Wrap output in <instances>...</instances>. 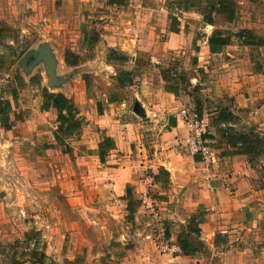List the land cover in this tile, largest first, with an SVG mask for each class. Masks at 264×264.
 <instances>
[{"label": "rangeland", "instance_id": "rangeland-1", "mask_svg": "<svg viewBox=\"0 0 264 264\" xmlns=\"http://www.w3.org/2000/svg\"><path fill=\"white\" fill-rule=\"evenodd\" d=\"M106 1L0 0V95L9 101L11 109L7 116L0 115V264H38L42 252L43 264H117L133 245L132 240H139L140 234L146 233L139 230L141 224L151 221V238L163 241L164 245L171 241L164 237V226L171 229L170 233L180 230L181 224L176 227L159 213L152 215L159 209L152 196L159 195L163 188L149 182L129 183L135 202L128 220L126 190L119 193L110 184L114 177L123 179L124 174L118 172L114 155H107L101 162L95 150L106 131L117 139L119 152L124 153V144L132 140V148L139 144L143 154L130 156L133 161L141 159L133 176L143 181L152 178L151 161L140 165L153 157L160 137L152 133L149 116L144 114L152 104H141L135 95L137 85L140 78L148 77L156 92L159 84L165 85L159 77L160 68L185 70L190 83L187 78L182 81L176 95L184 98L180 109H194V104L187 100L188 96L191 99V85L198 84L191 77L196 65H192L196 58L194 44L162 47L167 32L156 23L157 13L152 9H159V0H121L125 4L136 3L131 10L124 4L108 7ZM165 1L172 5L171 0ZM252 3L246 6L236 0L237 9H250L256 14L253 18L264 20V0ZM114 6L121 11L112 9ZM142 6L146 7V14L136 10H142ZM112 13L118 14L124 37L131 38L128 42L134 44L142 36L155 52L152 55L138 51L135 56L143 66L130 84L121 86L116 80L117 69L131 67L127 63L113 66L106 61L109 46L104 33L111 30L105 15ZM238 20L235 18V22ZM173 22L167 23V28L180 24V20ZM93 36L98 38L91 43ZM42 42L48 43L56 58L55 71L60 81L54 86L47 84L42 60L28 72L19 64L27 50ZM66 49L81 56L77 65L64 62ZM38 81L51 90L66 92L73 101V96L82 99V107L76 104L83 117L82 127L67 139L71 152H65L54 140L56 111L41 109ZM112 91L117 92L120 100L108 104L106 98ZM96 101L101 103V115ZM209 103L205 98L203 107ZM9 123V128L4 127ZM186 137V148L191 153Z\"/></svg>", "mask_w": 264, "mask_h": 264}, {"label": "crops", "instance_id": "crops-1", "mask_svg": "<svg viewBox=\"0 0 264 264\" xmlns=\"http://www.w3.org/2000/svg\"><path fill=\"white\" fill-rule=\"evenodd\" d=\"M211 1L213 0H184L181 7H176L174 3L170 6L169 2L159 0V9H152L153 13L156 11L158 14L155 15L156 23L167 32V38L161 42L163 48L173 49L176 46L194 44L193 53L197 60L195 68L202 70L194 77L202 86L204 98L211 102L203 107L202 116L209 124L210 147L215 159L210 162L203 160L199 154L188 152L185 144L188 127L179 114L184 98L165 90L163 84L161 87L159 84L154 92L155 85L149 78L139 77V89L135 95L141 104H152L149 109L144 110V114L149 116L152 133L160 137L153 157L143 160L140 167L151 161L149 166L152 172L163 167L168 171V177L161 182H154L151 177L147 181H143V178L136 179L133 176L134 167L141 159L133 161L131 157L142 156L139 152L142 148L137 144L133 149L130 140L128 143L124 142L125 152H119V143L114 137L115 147L108 155L115 156L113 160L124 178L114 177L110 184L117 187L115 189L119 193L124 191L127 184L134 182H149L163 188L164 191L158 192L159 195L152 196L159 209L154 210V214H148L159 213L160 217L174 223L176 227L181 224V227L170 233L171 229L164 226V231L165 228L168 229L171 240L164 245L163 241L151 238V221L141 224L139 230L146 233L140 234L141 239L132 240L133 245L127 248L126 255L116 261L117 264H264V154L250 161L246 154L230 153L235 147L226 143L222 136V124L226 122L215 120L217 112L224 108L235 117V120L227 121L233 129L247 131L250 126H254V130L264 136V43L247 44L237 35L240 29H248L256 38L264 39V20L253 18V15L256 16L253 11L245 10L242 6L237 9L236 5L232 19H227L223 13L214 12V21L208 23L200 9ZM234 1L236 4V0ZM252 2L253 0H238V3H245L246 6H250ZM106 4L108 7H111L109 4L126 5L129 10L131 5H137L133 2L109 3L108 0ZM142 8L136 10L146 14V7ZM112 9L118 11L117 6ZM105 16L106 24L111 30L110 33H104L106 45L123 51L131 58L126 66L134 67L138 51H149L152 55L155 53L142 36L134 44L128 42L131 38L124 37L118 14ZM172 16L176 21L180 20L177 32L167 28ZM235 18L239 20L235 22ZM214 29L230 33L231 42L217 51H210L208 38ZM177 38L179 40L175 42L174 39ZM102 53L105 54L104 51ZM63 93L67 95L66 92ZM73 97L78 107H82L79 104L82 99ZM187 100L192 105L189 96ZM112 103L114 102H108ZM102 112L103 109L98 115ZM106 135L112 134L106 131ZM144 197L147 198L146 194ZM197 210L204 213L199 223L200 243L196 251L186 254L180 250L176 238L190 215Z\"/></svg>", "mask_w": 264, "mask_h": 264}, {"label": "trees", "instance_id": "trees-1", "mask_svg": "<svg viewBox=\"0 0 264 264\" xmlns=\"http://www.w3.org/2000/svg\"><path fill=\"white\" fill-rule=\"evenodd\" d=\"M171 1L172 3H174V6L181 7V4L184 0ZM108 2L121 3V0H108ZM184 7L186 8V6ZM200 10L202 13H204V20L208 23H212L214 21V18L212 16L214 12L223 13L227 19H232L235 15L236 4L234 0H213L207 3ZM173 21L176 20L172 16L171 22L174 23ZM169 30L177 32L179 28H173L170 26ZM237 35L242 37V41L247 44L264 43L263 38H256V36H254L253 33L248 29H240L237 32ZM97 38L98 36H93L91 38V43H94ZM230 42L231 34L221 29H214L208 38L210 51H217ZM106 58V61L113 64L114 66L125 65L126 63H128V61L131 60V58L127 54L118 51L115 48L108 49ZM63 59L66 64L76 65L80 62L81 56L77 52L66 49L63 54ZM196 61L197 60L194 57L192 60L193 66L196 64ZM142 66L143 65L140 63V59L138 57H135L134 67L118 68L116 80L119 86L130 84L133 80V77L136 76V71ZM194 69L198 74L202 72L201 68L193 67V70H191V77L195 76ZM159 71L162 79L165 81V90L170 91L174 94H177L178 89L180 88L179 85L183 83L182 81H186V78L187 81H189L188 83H190L189 77H185V70H181L182 72H179L171 68H160ZM38 84L40 85L41 90V109L49 110L51 108H54L56 111V126L52 131L54 140L65 152H71L72 146L67 139L81 129L83 124V117L80 116L76 103L62 91L51 90L46 85L40 84V81H38ZM201 88L202 86L200 84H192L191 93H189L195 110L200 116L203 115V104L205 99L203 94L201 93ZM118 99L119 98L117 92L114 91L110 92L109 96L107 97L108 102H116L118 101ZM96 104L98 112L101 113V103L97 101ZM9 111H11L9 101L2 99L0 95V115L7 116ZM215 120H217V122H226V125L222 130V136L225 139L226 143H228L232 147H235L232 151H229L230 153L246 154L250 161L255 157L264 154V136L255 131L254 126H250L247 131L233 129L231 127V124H227V121L235 120V117L231 111L224 108H221L217 112ZM10 125L11 124L9 123L4 125V127L9 128ZM114 147L115 140L113 139V137L103 134L100 141H98L97 148L95 150L101 162L105 161L106 156ZM167 177L168 171L163 167H160L157 172L152 173V179L154 182H161L163 179H167ZM125 190L126 195L124 196V198L127 199L126 206L129 220L134 211L133 206L135 201L131 198V186L129 184L125 187ZM203 214V211L200 210L192 213L188 218L184 228H182L181 231L178 232L176 242L183 253L192 254L198 249V244L200 243V240L198 239V234L200 232L199 223L203 219ZM164 235L165 237L169 236V231L167 228H165ZM43 256V252L38 256V264L43 263Z\"/></svg>", "mask_w": 264, "mask_h": 264}, {"label": "built area", "instance_id": "built-area-1", "mask_svg": "<svg viewBox=\"0 0 264 264\" xmlns=\"http://www.w3.org/2000/svg\"><path fill=\"white\" fill-rule=\"evenodd\" d=\"M181 119L188 127L186 137L187 145L192 154L199 153L202 158L210 162L214 161V153L208 143L209 124L205 117L200 116L195 108L182 107L179 111ZM225 126L226 124H222Z\"/></svg>", "mask_w": 264, "mask_h": 264}, {"label": "water", "instance_id": "water-1", "mask_svg": "<svg viewBox=\"0 0 264 264\" xmlns=\"http://www.w3.org/2000/svg\"><path fill=\"white\" fill-rule=\"evenodd\" d=\"M40 60L44 62L47 73V84L54 86L59 83L56 76V58L50 50V46L46 42L39 43L36 48L27 50L19 59V64L24 71L28 72L32 66Z\"/></svg>", "mask_w": 264, "mask_h": 264}]
</instances>
